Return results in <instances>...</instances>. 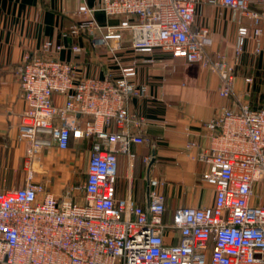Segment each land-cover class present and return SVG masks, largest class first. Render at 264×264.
<instances>
[{"label":"built area","instance_id":"2783aa9c","mask_svg":"<svg viewBox=\"0 0 264 264\" xmlns=\"http://www.w3.org/2000/svg\"><path fill=\"white\" fill-rule=\"evenodd\" d=\"M251 1L101 0L96 8H77L83 15L102 11L117 24L80 21L71 26L72 36L86 33L92 46L110 52L127 36L134 53L160 52L201 64L218 76L219 97L237 104L221 107L202 124L199 141L185 147L186 156L203 166L200 181L214 189L213 203L178 207L169 220L164 197L155 190L162 185L157 179L148 181L145 206L136 204L130 188L116 197L117 154L132 169L130 148L145 142L139 131L143 119L127 110L128 100L143 95L129 80L134 67L122 68L114 81L78 77L73 64L57 57L67 47L49 42L23 58L15 70L25 103L17 136L29 142L27 158L47 143L40 134L60 152L71 142L89 141L90 147L84 180L65 188L62 199L34 183L31 171L23 187L0 191V264H264V108L251 109L234 94L248 29L237 28L229 59L209 55L208 30L194 25L198 6H222L250 18L257 38L264 0L258 11L249 9ZM54 95L64 98L60 106ZM150 160L141 158L145 165Z\"/></svg>","mask_w":264,"mask_h":264},{"label":"crops","instance_id":"0c3cea01","mask_svg":"<svg viewBox=\"0 0 264 264\" xmlns=\"http://www.w3.org/2000/svg\"><path fill=\"white\" fill-rule=\"evenodd\" d=\"M100 2L0 0V191L23 187L29 171L33 182L45 186L57 199H62L65 188L75 184V160L70 148L62 152L67 154L66 160L56 157L59 151L54 145L57 152L44 151L42 146L29 160V142L17 136L25 103L15 70L25 56L40 52L49 42L67 47L57 57L73 64L78 77L114 81L120 78L122 68L134 67L129 80L143 90V95L128 100L127 110L143 119L139 131L145 142L130 148L135 156L132 169L128 168L126 157L117 154L116 197L123 198L130 188L136 204L145 206L148 181L157 179L162 183L155 190L164 197L165 219L169 220L178 207L210 206L214 189L201 183L204 168L186 156L185 147L187 142L199 141L204 122L216 116L221 107L237 109L236 102L233 98L219 97L218 76L201 64H187L160 52L134 53L127 36L114 52L92 46L86 33L72 36L71 26L80 21L117 24L115 18L106 17L102 11L77 14L80 5L92 9ZM258 5L259 0H252L249 9L258 11ZM194 25L208 30L206 52L209 55L220 53L229 59L234 53L237 28L248 29L243 53L235 66L234 94L240 95L242 103L251 109L264 108V20L258 25L260 35L254 38L250 18L233 16L222 6L201 4L196 9ZM72 46L81 48L80 52H72ZM150 59L154 60L153 64L145 63ZM53 98L58 106L64 100L60 95ZM45 135L40 134L39 138L46 140L41 137ZM83 144L89 150V141L75 145ZM190 153L195 154L196 150ZM143 156H149L152 161L143 164Z\"/></svg>","mask_w":264,"mask_h":264},{"label":"rangeland","instance_id":"374dc122","mask_svg":"<svg viewBox=\"0 0 264 264\" xmlns=\"http://www.w3.org/2000/svg\"><path fill=\"white\" fill-rule=\"evenodd\" d=\"M46 139L45 144H43V150L44 151H55V148L50 141L48 135L41 136ZM87 144H83L81 146L71 144L70 145V153L73 155V158L75 160L74 166H73V181L75 183L82 182L84 180L85 176V169H86V162H87V156H88V149H87ZM56 157H59L62 160L67 159V154H63L62 152H57Z\"/></svg>","mask_w":264,"mask_h":264},{"label":"water","instance_id":"95a60500","mask_svg":"<svg viewBox=\"0 0 264 264\" xmlns=\"http://www.w3.org/2000/svg\"><path fill=\"white\" fill-rule=\"evenodd\" d=\"M151 161H152V159H151Z\"/></svg>","mask_w":264,"mask_h":264}]
</instances>
